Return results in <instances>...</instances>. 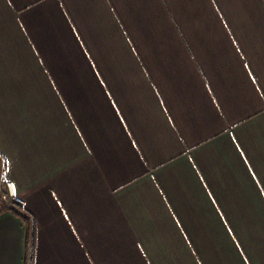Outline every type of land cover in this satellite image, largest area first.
Returning <instances> with one entry per match:
<instances>
[{
	"label": "crops",
	"instance_id": "crops-1",
	"mask_svg": "<svg viewBox=\"0 0 264 264\" xmlns=\"http://www.w3.org/2000/svg\"><path fill=\"white\" fill-rule=\"evenodd\" d=\"M0 156V264H264V0H0Z\"/></svg>",
	"mask_w": 264,
	"mask_h": 264
},
{
	"label": "trees",
	"instance_id": "trees-1",
	"mask_svg": "<svg viewBox=\"0 0 264 264\" xmlns=\"http://www.w3.org/2000/svg\"><path fill=\"white\" fill-rule=\"evenodd\" d=\"M4 161H3V158L0 156V181H1V178L4 177ZM8 205L6 203H1L0 205V213L5 211L6 209H8ZM16 212L21 215L23 217V219H25V221L27 222V224L29 225V228H30V236H29V243H30V246H31V250L33 252V248H34V238H35V225L34 223L31 221V218L26 215L25 213H22L21 211L19 210H16ZM33 260V258H32ZM33 263V261H31Z\"/></svg>",
	"mask_w": 264,
	"mask_h": 264
},
{
	"label": "built area",
	"instance_id": "built-area-1",
	"mask_svg": "<svg viewBox=\"0 0 264 264\" xmlns=\"http://www.w3.org/2000/svg\"><path fill=\"white\" fill-rule=\"evenodd\" d=\"M4 186L6 189V193L8 196V200L6 199V204L10 208H16L17 210L22 212V206L24 205V200L21 196L16 194L13 183L11 181L4 180Z\"/></svg>",
	"mask_w": 264,
	"mask_h": 264
},
{
	"label": "rangeland",
	"instance_id": "rangeland-1",
	"mask_svg": "<svg viewBox=\"0 0 264 264\" xmlns=\"http://www.w3.org/2000/svg\"><path fill=\"white\" fill-rule=\"evenodd\" d=\"M1 180H2V178H1ZM1 182H2V181H1ZM3 188L5 189L4 181H3ZM3 194H4V197L8 200V196H7V193H6V189H5V191H3ZM10 207H11V206H10ZM13 209L17 210L16 208H13Z\"/></svg>",
	"mask_w": 264,
	"mask_h": 264
}]
</instances>
